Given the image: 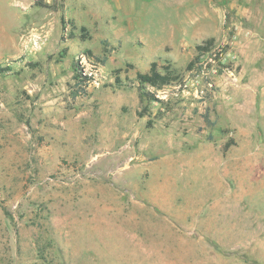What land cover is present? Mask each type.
Segmentation results:
<instances>
[{"label":"rangeland","instance_id":"374dc122","mask_svg":"<svg viewBox=\"0 0 264 264\" xmlns=\"http://www.w3.org/2000/svg\"><path fill=\"white\" fill-rule=\"evenodd\" d=\"M0 68V264H264V0H0Z\"/></svg>","mask_w":264,"mask_h":264},{"label":"trees","instance_id":"16d2710c","mask_svg":"<svg viewBox=\"0 0 264 264\" xmlns=\"http://www.w3.org/2000/svg\"><path fill=\"white\" fill-rule=\"evenodd\" d=\"M211 40L207 39L201 44L196 45V50L198 52L205 51L210 49ZM197 57H193L192 60L189 61L187 68H190L192 63L194 62V59ZM6 68H0V72L4 71ZM76 70V74L78 77H81V72ZM176 75L173 74L170 70H166L165 72L160 71L156 64L153 63L151 65V68L146 72H137L136 73V82H137V88L139 92V96L141 101H150L156 99V95L154 91L150 89V87H156L160 88L167 84H170L174 80H176ZM82 81V79H79ZM117 83H121V80L118 79ZM43 249L41 247L38 248V252L40 255L43 256Z\"/></svg>","mask_w":264,"mask_h":264},{"label":"built area","instance_id":"2783aa9c","mask_svg":"<svg viewBox=\"0 0 264 264\" xmlns=\"http://www.w3.org/2000/svg\"><path fill=\"white\" fill-rule=\"evenodd\" d=\"M227 55L230 56V58H234V56L229 55V53H227ZM224 59H226V54L221 50L208 49L201 51L194 63V68L201 69L203 72L207 70L216 71L215 66L217 62H222Z\"/></svg>","mask_w":264,"mask_h":264}]
</instances>
